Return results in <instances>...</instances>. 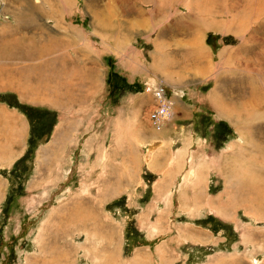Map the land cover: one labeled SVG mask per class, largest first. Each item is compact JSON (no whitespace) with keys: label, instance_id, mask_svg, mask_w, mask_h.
Returning <instances> with one entry per match:
<instances>
[{"label":"rangeland","instance_id":"rangeland-1","mask_svg":"<svg viewBox=\"0 0 264 264\" xmlns=\"http://www.w3.org/2000/svg\"><path fill=\"white\" fill-rule=\"evenodd\" d=\"M30 2L38 39L0 40V264H264L260 1L0 0V31Z\"/></svg>","mask_w":264,"mask_h":264},{"label":"crops","instance_id":"crops-1","mask_svg":"<svg viewBox=\"0 0 264 264\" xmlns=\"http://www.w3.org/2000/svg\"><path fill=\"white\" fill-rule=\"evenodd\" d=\"M28 2L29 1H26V7H29L28 6ZM30 6H31V8L32 9H35V10H33V13L30 11V20H29V26H30V29L28 30V32H27V35H28V38H26V37H18L17 38V35H16V32H15V30H16V28H13V30H11V28H4L2 31H0L1 32V34H4V35H2L1 36V39L0 40H11V41H16V40H21V39H30V41H33V40H37L38 39V33H37V14H38V12H37V9H38V7H37V5H35V4H32L31 2H30ZM25 12H27V13H29L28 11H25ZM25 12H19V14H17V16L18 17H20V18H22V17H25V19L26 18H28V16H27V13H25ZM35 15V16H34ZM35 20V21H34ZM25 23H28V21H27V19L24 21ZM22 23V22H21ZM19 25H21V24H19ZM32 26L34 27V28H32ZM53 32V31H52ZM48 39H50L51 41H52V39H53V34L52 35H50V36H46ZM62 37H66L65 36V34L63 33V35H62ZM51 44V46H53V43H50ZM52 53V52H51ZM11 54H15V53H12L11 52ZM18 54H21V52H18ZM29 71H31V69L29 70ZM28 71V72H29ZM34 71V70H33ZM24 72V71H23ZM18 73V74H17ZM21 67H0V78H2V79H5V81L4 82H6L7 80L8 81H12L13 83H14V85H19L20 83H21V78H22V76H21ZM19 76H17V75ZM11 75H13V76H11ZM12 77V78H11ZM19 80V81H18ZM1 81V80H0ZM7 81V82H8ZM16 81H18L19 82V84H18V82H16ZM160 81V80H159ZM163 82V81H162ZM15 86H13V87H10V88H13L14 89V92L15 91H17V87L16 88H14ZM0 88H4V87H2V86H0ZM12 89V90H13ZM4 90V89H3ZM19 91V90H18ZM4 98H0V101H3V102H5L4 100H3ZM1 110V112H2V114L4 115V117H7L8 115H6V111H5V108H3V109H0ZM8 114V113H7ZM17 115V113H14V115H12V118H13V120L16 118V120H15V124H13V125H11V122L8 124V126H7V128H9L10 130H5V129H3V134H2V136L6 133V131H8L7 133L8 134H10L11 132L10 131H12V129L13 128H19V130L21 131V133L23 132V130L21 129L22 127H24L23 126V119H22V117H20V115L19 116H16ZM10 116V115H9ZM15 116V117H14ZM11 117V116H10ZM5 119V118H4ZM4 150V149H3Z\"/></svg>","mask_w":264,"mask_h":264},{"label":"bare ground","instance_id":"bare-ground-1","mask_svg":"<svg viewBox=\"0 0 264 264\" xmlns=\"http://www.w3.org/2000/svg\"><path fill=\"white\" fill-rule=\"evenodd\" d=\"M260 1V5L262 6V7H264V0H259ZM258 11V10H257ZM40 53V54H39ZM45 53L46 52H42V49L40 48V50L38 51V49H35V55H36V57H37V59H38V57H42V56H44L45 55ZM36 68H34V70H35ZM31 71H32V68H31ZM40 71L41 70H39V74H40ZM30 72V71H29ZM28 72V73H29ZM28 73H24V75L26 76ZM18 74V73H17ZM16 74V75H17ZM23 75V76H24ZM11 76H13V75H11ZM18 76V75H17ZM22 76V75H21ZM19 77V76H18ZM28 77V76H27ZM12 78V77H11ZM22 79V78H21ZM36 82L33 84V85H31V83L28 85V86H31L30 88H33V87H35V88H41V92H40V95H42V96H44L46 99H49V96H51V91L48 89V86H49V80H50V78L48 77V75L47 76H45V77H41V76H39L38 78H37V76H36ZM26 80H28L27 78H26ZM13 81V80H12ZM11 80L10 81H8L6 84L7 85H13V86H16V85H14V83L12 82ZM19 81V80H18ZM30 82V81H29ZM160 84H161V81L159 82ZM18 84H19V82H18ZM25 84V82L24 81H22L21 80V84H19V86L21 85H24ZM27 86V85H26ZM33 86V87H32ZM11 87V86H10ZM31 91H32V89H31ZM166 98V97H165ZM171 98V97H170ZM257 187L259 188V190H256L255 188H253V187H246V189H244L243 191L244 192H252L253 193V196H254V198L255 199H257L258 201H260V199L262 198V199H264V194H260L261 192H264V187H260L259 185H257ZM255 193L258 195L257 197L255 196ZM261 201H263L264 202V200H261ZM260 204V202H258L257 203V205H259Z\"/></svg>","mask_w":264,"mask_h":264},{"label":"built area","instance_id":"built-area-1","mask_svg":"<svg viewBox=\"0 0 264 264\" xmlns=\"http://www.w3.org/2000/svg\"><path fill=\"white\" fill-rule=\"evenodd\" d=\"M157 88H155V97L160 101V103L156 106L155 110L151 113V118L153 120H157L162 116H165L167 113L166 108V93L164 92L163 87L160 84H157Z\"/></svg>","mask_w":264,"mask_h":264}]
</instances>
